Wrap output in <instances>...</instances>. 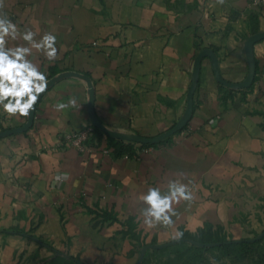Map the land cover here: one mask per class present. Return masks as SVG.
<instances>
[{"label":"crops","instance_id":"1","mask_svg":"<svg viewBox=\"0 0 264 264\" xmlns=\"http://www.w3.org/2000/svg\"><path fill=\"white\" fill-rule=\"evenodd\" d=\"M0 14L37 41L56 35L55 60L35 49L30 57L48 81L88 75L98 118L148 137L184 114L200 50L213 49L222 77L240 82L244 44L264 31L250 0H4ZM254 56L255 80L242 90L218 82L205 58L190 122L150 146L95 131L91 151L59 148L60 134L91 123L88 85L66 77L48 88L32 127L0 138V264H137L141 246L177 240V230L241 239L263 227L264 39ZM73 97L79 107L56 110ZM27 120L0 107V132ZM172 180L188 184L193 199L174 205V226L149 229L141 197L152 187L166 192Z\"/></svg>","mask_w":264,"mask_h":264},{"label":"clouds","instance_id":"2","mask_svg":"<svg viewBox=\"0 0 264 264\" xmlns=\"http://www.w3.org/2000/svg\"><path fill=\"white\" fill-rule=\"evenodd\" d=\"M223 4L224 0H218ZM4 7V0H0V9ZM31 29L21 32L16 23L6 15L0 14V107L9 115L19 114L28 116L33 110L40 95L47 90L48 80L45 72L31 59L33 49L42 51L47 59L55 60L58 55L57 38L52 32H46L39 41ZM22 39L27 42L9 47V41ZM79 107L73 97L67 103L58 102L56 110L68 107ZM56 180L61 177L57 176ZM145 207L141 211L143 222L151 229L157 225L172 227L173 217L177 215L174 208L181 200L193 199L192 189L188 184L179 180L168 182L167 191L160 187L149 188L141 197ZM183 233L175 231L173 239H180Z\"/></svg>","mask_w":264,"mask_h":264},{"label":"water","instance_id":"3","mask_svg":"<svg viewBox=\"0 0 264 264\" xmlns=\"http://www.w3.org/2000/svg\"><path fill=\"white\" fill-rule=\"evenodd\" d=\"M264 39V31H259L257 33L252 34L249 36V38L246 40L244 44V49H245V54H246V59L248 62V73L245 77L244 80L240 82H232L229 81L225 78L222 77L220 73V67H219V59L216 54V52L211 49V48H204L200 50V52L197 54L195 61H194V66H193V71H192V81L191 85L188 91V96H187V106L185 109L184 114L181 116V118L176 122V124L169 130L154 136V137H148V136H143L138 133H126V132H120L117 130H113L108 128L97 116L96 111H95V88L92 82V79L83 73L80 72H75V71H70L66 72L64 74H61L57 76L56 78H53L48 81V86L47 89L50 88L53 84H55L57 81L60 79L66 78V77H77L80 79H83L86 81L88 85V97H89V115L91 119V123L100 131H102L104 134L120 139V140H125L129 142H135V143H140V144H157L162 142L163 140L167 139L168 137L176 134L177 132L183 130L188 123L190 122L193 112H194V97L195 93L197 91L199 81H200V76H201V70H202V62L205 58H210L211 63H212V68L215 73L216 79L218 82L223 84L224 86H227L228 88L236 89V90H242V89H247L249 88L256 77L257 73V63L256 59L254 56V46L256 43ZM43 93L40 95L38 101L40 100L41 96ZM37 101V103H38ZM37 103L35 104L33 110L30 111L28 115V120L27 122L20 127H15V128H10L4 131L0 132V138L7 136V135H12L16 133H21L29 130L33 123H34V118H35V113H36V107ZM264 236V230L256 237H253L250 239V241H255ZM183 240L194 243L196 245L202 246L204 244L200 242H196L195 240L191 238H183ZM167 244V243H166ZM166 244H147L145 245L140 252L139 259L137 264H142L145 254L148 250L150 249H158L163 247ZM63 254V253H61ZM79 264H84L83 262L77 260Z\"/></svg>","mask_w":264,"mask_h":264},{"label":"trees","instance_id":"4","mask_svg":"<svg viewBox=\"0 0 264 264\" xmlns=\"http://www.w3.org/2000/svg\"><path fill=\"white\" fill-rule=\"evenodd\" d=\"M96 134L103 135L98 129ZM223 234L221 231L211 229L195 235L183 234L180 239L169 242L161 248L148 250L147 252L152 254L147 253L142 264H149L152 257L155 260L154 264H264V236L250 241L253 237L232 239ZM183 238H191L204 245L199 246ZM53 264L79 263L74 259L61 258Z\"/></svg>","mask_w":264,"mask_h":264},{"label":"built area","instance_id":"5","mask_svg":"<svg viewBox=\"0 0 264 264\" xmlns=\"http://www.w3.org/2000/svg\"><path fill=\"white\" fill-rule=\"evenodd\" d=\"M250 7L259 9L264 16V0H250ZM94 44H96V42ZM96 129L97 128L90 123L80 130L62 133L59 136L58 147H72L81 152L91 151ZM104 151L108 152V148Z\"/></svg>","mask_w":264,"mask_h":264},{"label":"rangeland","instance_id":"6","mask_svg":"<svg viewBox=\"0 0 264 264\" xmlns=\"http://www.w3.org/2000/svg\"><path fill=\"white\" fill-rule=\"evenodd\" d=\"M262 226H263V227H261V228L258 229V230H252V231H248V232H246V234L244 235V238H247V237H256V234H257V233H259V232H261V231L264 230V221H263ZM223 235H225L226 237H228L226 234H223ZM139 252H141V248H140V251H139ZM147 253L152 254V252H146V254H147ZM146 254H145V256H146ZM152 256H154V255H152ZM150 261H151V260H150ZM142 263H143V262H142ZM154 263H155V260H154V258L152 257V261L149 262V264H154Z\"/></svg>","mask_w":264,"mask_h":264}]
</instances>
